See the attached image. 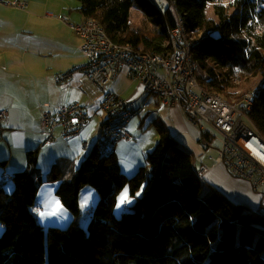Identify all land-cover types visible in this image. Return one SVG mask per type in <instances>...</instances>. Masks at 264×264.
Returning <instances> with one entry per match:
<instances>
[{
  "label": "trees",
  "instance_id": "trees-1",
  "mask_svg": "<svg viewBox=\"0 0 264 264\" xmlns=\"http://www.w3.org/2000/svg\"><path fill=\"white\" fill-rule=\"evenodd\" d=\"M77 1L81 18L140 53H162L168 28L180 20L192 36L197 82L229 102L242 101L259 76L247 116L264 140V0H166L165 8L156 0ZM133 6L142 12L137 26L129 22ZM157 132L132 176L122 172L115 151L100 158L96 141L70 178L57 183L55 194L72 214L65 228L37 220L38 148L28 151V167L10 175L12 191L0 188V264H264V218L216 188L203 195L190 152L166 127L157 124ZM85 185L98 194L86 229L78 222ZM126 186L134 201L116 216Z\"/></svg>",
  "mask_w": 264,
  "mask_h": 264
},
{
  "label": "built area",
  "instance_id": "built-area-1",
  "mask_svg": "<svg viewBox=\"0 0 264 264\" xmlns=\"http://www.w3.org/2000/svg\"><path fill=\"white\" fill-rule=\"evenodd\" d=\"M10 4L26 5L20 0H11ZM59 17L69 22V16ZM69 24L80 38L78 49L85 62L67 73H56L54 80L63 82L74 71L81 70L88 81L86 90L93 98H99L98 109L104 114L97 138L100 158L114 153L119 140L130 138L127 124L140 109L131 99L107 90L109 82L125 66L127 76L142 83L146 94L163 103L178 104L186 118L207 134L210 147L216 152L209 157L213 162L224 166L232 176L253 182L254 188L264 185V140L247 116L256 88L242 101L233 103L199 84L196 63L191 57L192 36L180 20L167 30V48L155 54L140 53L130 45L112 42L93 19L81 18ZM48 107V103L39 106L40 130L44 134L41 145L51 144L56 129L63 137L77 134L90 118L78 102L58 104L54 110ZM5 118L6 110H0V130ZM205 169L200 166L198 174ZM250 210L264 218V196L262 203Z\"/></svg>",
  "mask_w": 264,
  "mask_h": 264
},
{
  "label": "crops",
  "instance_id": "crops-1",
  "mask_svg": "<svg viewBox=\"0 0 264 264\" xmlns=\"http://www.w3.org/2000/svg\"><path fill=\"white\" fill-rule=\"evenodd\" d=\"M64 1L70 4L68 8H66ZM6 4V2L0 0L2 8L8 9L9 7ZM79 5V3L75 5L73 0H63L53 10L57 12V15L47 11L45 5V16H41V19L49 18L51 23L48 26L45 24L46 29L41 39L35 41L29 39L24 43L9 41L6 37L0 39V110H6V118L2 121L3 127L0 133V162L4 161L3 166L6 167L1 170L0 166V185L11 183L8 179L10 176L7 173L10 172L12 174L15 171L27 168L26 154L28 151L42 147L41 142L44 139V134L41 132L39 124L40 105L48 103V108L54 110L58 104L78 102L85 108L84 102L90 105L96 102V100L97 102L99 101V98H93L86 90L85 84L88 85V81L81 70L74 71L63 82L57 83L53 78L55 73H60L61 70L71 71L74 67L76 69L80 68L85 62L84 56L78 49L80 38L69 24V22H76L81 18L78 12V16L71 15L72 6H75L74 9L76 10ZM43 6L44 4L35 1L31 10ZM26 13L29 17L32 14L31 11H27ZM63 14L69 16V22L60 19L59 16ZM34 19V22H36L37 18ZM28 20L33 21L32 19ZM78 52L83 57V61H70L61 66L55 65L59 59L66 60V57L67 59H71V57L77 58ZM46 61H50V63H45ZM74 62H76L75 65ZM130 80L131 85L132 83L136 84H133L132 87L128 84L123 89H119L118 86L114 85L116 80L110 81L108 84L111 89L110 92L123 98L131 99L134 104L135 100L141 99L139 112L135 116H139L140 114L147 116L148 112L154 110L158 117L154 116L151 118L152 121L149 122V124L152 123L156 128V133L152 134L150 138H143V134L140 133L143 131L142 124L144 118L141 119L137 127L134 124L129 125L135 116L128 122L127 127L130 138L121 139L115 145V155L122 172L124 171L127 174L129 172L133 173L139 166L144 164L145 155L150 150L151 144H156L157 142V124H160L164 128L167 126V129L176 138L177 142H181L184 148L190 152L196 170L202 165L206 167L205 171L199 174L203 181V189L207 190L209 187H212L227 195L225 189L231 188L240 198L241 202L246 204L248 202L246 197L248 196L244 192L243 187L240 186L238 182L239 178H235L238 179L235 181L233 179L234 176L224 166L213 162L209 158L215 155L210 152L214 149L210 147L207 134L186 118L178 104L163 103L158 97L146 94L143 91L142 83L137 80ZM97 109L98 106L93 113L94 116L100 114ZM93 115L89 116V121ZM100 117L102 119V115ZM100 124L101 120L97 124V134ZM85 125L77 134L68 137H63L59 133V129H56L53 141L59 139L57 135L63 139L71 138L72 143L78 141L77 136L80 137L81 135L82 139H84L88 135L86 133L89 131L88 128H84L87 126ZM96 141L93 143V146ZM86 145L87 140H85L84 146ZM137 147L140 150L141 160L144 157V162L136 158V163L127 165L125 161V157L127 156L126 150L135 151ZM125 168L130 171H125ZM251 205L255 206V204Z\"/></svg>",
  "mask_w": 264,
  "mask_h": 264
},
{
  "label": "rangeland",
  "instance_id": "rangeland-1",
  "mask_svg": "<svg viewBox=\"0 0 264 264\" xmlns=\"http://www.w3.org/2000/svg\"><path fill=\"white\" fill-rule=\"evenodd\" d=\"M6 2V6L8 5V9H5V7L2 8L0 6V39H3L6 37V39H9V41L13 42H19L24 43L29 39L37 40L42 38V34H44V31L46 29L45 24L48 26L51 21L49 18L47 19H41V16L44 15L45 11V5L47 11L57 15V12H54L53 10L55 7L59 5V3L63 2V0H20L26 3L25 7L22 6H14L10 4V1L3 0ZM37 1L41 4H44L43 7L31 10L33 3ZM59 3H58V2ZM157 3L162 7L165 8L167 6L166 0H156ZM75 5L79 3L77 0H73ZM9 3V4H8ZM66 8L70 6V4L66 1H64ZM80 4V3H79ZM71 15L78 16L77 11L74 9L75 6H72ZM23 8V9H21ZM31 11L32 14L29 17L27 15V11ZM141 11L136 7L133 6L130 9V15H129V22L132 25H139L141 23ZM54 17V16H53ZM34 18L36 19V22H34ZM28 19H32L28 20ZM64 59L57 60L56 64L57 66H61L69 63L70 61H83V57L78 52V57L71 59H67V57ZM66 61V62H65ZM45 63H50V61H46ZM76 62H74V65ZM74 67L73 69H75ZM125 66H121L119 73L117 74V77H115L111 82L116 80L114 83L115 86H118L119 89H123L126 87V85H131V80L127 75H125ZM78 71V70H77ZM76 71V72H77ZM68 70H61V73H67ZM129 80V81H128ZM261 79L259 76L253 77L246 86L249 88L252 87L255 89L259 86ZM136 84V83H132ZM132 85L130 87H132ZM108 86V85H107ZM128 86V87H129ZM108 91H111L109 86L107 87ZM252 89V90H253ZM115 92V91H114ZM232 102V101H231ZM71 103V102H70ZM141 103V99L135 100V104L139 106ZM69 104V103H67ZM99 104V101L94 102L93 104L87 105V103L84 102V109H86L89 116H92L95 112L97 106ZM97 111L100 113L99 115H93L92 119L85 125V129H89V131L86 133L87 136L84 137L85 140H87V145L84 146L82 143L85 141L82 139L81 135L78 137V141L75 143L71 142V138L68 139H55L52 140L51 144L47 145H41L38 149L37 154V161L34 164L36 168H38L37 175L39 176V179L36 178V183L38 185V192L36 195V203H35V209H36V216L38 222L43 225L44 227L47 226H56L60 228H65L69 222L72 220V214L71 212L65 208L62 203L60 202L59 198L55 194L57 183L63 179H69L73 171L80 165L81 161L83 160L84 156L89 153L91 148L93 147V143L96 141L98 134H97V124L99 120H101L100 115H102V112L97 109ZM158 115L154 110H151L147 113V116H143V114H140L139 116H135V118L131 121L130 124H134L136 127L139 126L141 119L144 118V122L142 124V130L140 133L143 134V138H150L152 134L156 133L155 126L149 122L152 121L151 118ZM160 120V118H159ZM167 128V126H165ZM73 141V140H72ZM74 142V141H73ZM178 144L182 147L181 142H178ZM150 150L154 147L155 144H151ZM185 149V148H184ZM130 149L126 150L127 156L125 157L126 164L130 163H136V158L140 159L139 161L144 162V157L140 158V150L137 147L135 151H129ZM148 150V151H150ZM213 153V155H216V152L210 151ZM10 164V162H9ZM6 166H1V170L5 168ZM10 167V166H8ZM28 167V166H27ZM25 169V168H24ZM21 171V170H20ZM125 171H130L129 169L125 168ZM136 171V170H135ZM133 173L127 174L123 171L127 176H132ZM8 176L11 175V173H7ZM236 177H233L235 181L238 179H235ZM9 181L10 178H8ZM240 186L243 187L244 192L248 197H246L247 206L253 207L251 204H255V206H258L262 203V198L264 196V185H259L257 188L253 187V182L247 181L244 179H240L239 181ZM10 184V185H9ZM5 192H11L13 189L12 182L11 183H3L0 185V188ZM222 189V188H220ZM227 196L231 198L233 201H236L239 203L241 202L240 198L236 195V193L230 188L225 189ZM140 193V192H138ZM137 193V194H138ZM203 195L206 193V190H202ZM123 195H126V199L123 203H120V197ZM98 200V194L96 193L95 189L91 187L90 185H85L81 188V190L78 193V204L80 208V215L78 216V222L79 224L87 228V223L90 219L88 210L90 208H93ZM134 198L130 196L128 187H124L117 195L116 204L114 206V214L116 216H120L123 212L131 210V204L133 203ZM243 204V202H241ZM120 204V207L118 208L117 205ZM41 213H44V215H41ZM2 232V227L0 225V233Z\"/></svg>",
  "mask_w": 264,
  "mask_h": 264
},
{
  "label": "snow or ice",
  "instance_id": "snow-or-ice-1",
  "mask_svg": "<svg viewBox=\"0 0 264 264\" xmlns=\"http://www.w3.org/2000/svg\"><path fill=\"white\" fill-rule=\"evenodd\" d=\"M249 147H251V145H249ZM139 195V193H138ZM126 199V195H123L120 197V203H123ZM117 207L119 208L120 207V204L117 205ZM41 215H44V213H41Z\"/></svg>",
  "mask_w": 264,
  "mask_h": 264
}]
</instances>
